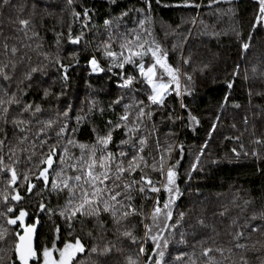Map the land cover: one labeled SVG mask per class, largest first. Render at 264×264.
I'll return each instance as SVG.
<instances>
[{"label": "trees", "instance_id": "obj_1", "mask_svg": "<svg viewBox=\"0 0 264 264\" xmlns=\"http://www.w3.org/2000/svg\"><path fill=\"white\" fill-rule=\"evenodd\" d=\"M185 2L186 0H160L157 4L156 0H150L151 12L140 13L129 9L146 8L143 0H117L115 5H109L106 0H74L72 6H68L66 0H12V4L16 7L0 9V61L7 62L9 59H14L17 62L10 91L17 89L18 80L30 66L47 65L46 77H41L39 73L34 74L35 80H40L42 87H37L33 82L32 88L26 89L28 94L23 97L24 101L42 105L44 112L38 117L41 119L55 115L57 110L64 111L70 105V116L73 118L70 121L71 125H75L76 115L86 117L76 138L80 142L91 143L94 140L92 127H97L103 133L104 122L108 119L115 121L117 115L122 114V104L130 102L132 93L117 87V84L122 82L120 69L113 70L116 75L107 72L91 73L87 65L90 56L94 54L101 67H107L110 61L103 56V44L109 41L110 31L113 37L111 47L114 51L120 50L121 34H127L131 38V35L140 33L149 43L155 41L159 44L162 51L168 54V63L180 69L181 78L184 76L183 73L192 77L191 82L186 78L181 79L180 97L176 96L172 86L169 94L166 95L163 107L151 106L153 117L151 121H146L150 123L148 124L150 129L153 124L156 127V132H151L148 150L154 151V141L158 137L162 146L167 147L169 143L173 145L171 158L167 163L174 164L176 160H180L175 170L178 173L176 182L181 195L172 206L173 221L171 222H175L180 212H184L185 216L177 228L163 233L161 243L167 239L169 245L166 249H162L165 252L162 264H188V255L192 253L193 245L209 237L214 239L217 245L225 248L224 257L229 259H223L219 254L214 253L218 260H222V264H239L240 250L233 247L232 253L227 251V248L232 247L229 243L232 239L229 232L234 231L229 229L228 225L235 217L240 218L238 222L242 225L253 212H259L264 208V142L255 143L257 139L264 141V96L256 95L257 92L264 93V77L260 76V72L264 71V28L258 27L255 31L251 29L258 7L255 0H231V2L219 0V3L212 4L210 0H187L190 5L200 4L199 8L185 6ZM20 4L26 5L23 12L19 11ZM33 4L36 5L35 15L32 14ZM83 8L92 10L87 29L83 28L82 18L74 20L72 17L73 10L82 15ZM122 11H129V15L119 22L115 21L113 18L119 17ZM18 16L32 21L34 29L30 28L27 36L20 30ZM148 16L150 19L146 20L143 27L150 31L151 35H147L139 25V20ZM105 19L113 20L111 29L104 27ZM193 19L195 23L192 22ZM69 27L73 37L81 31L84 32L79 45L68 42ZM166 27L175 31L180 30L182 36L174 35L167 38ZM233 29L239 30L245 41L248 33L252 32V39L249 42L251 47L246 52L240 47V41L237 40ZM32 30L38 32V37H32ZM57 33H62L59 37V45H57ZM5 42L8 43L9 48L17 47L16 57H11L10 53L8 56L4 55ZM38 44L42 47L38 48ZM73 52H78L79 63L70 69L67 84L62 85L59 79L60 73L56 67L49 64V60H45L44 54L47 53L50 59L59 55L65 64H74L75 62L69 58V54ZM21 56L24 57L23 62H20ZM180 56H183V60L189 58L190 62L184 64ZM144 62L146 66L152 63L150 54L144 57ZM205 64L207 68L201 71ZM237 65L239 75L234 80L226 106L221 108L224 96L229 93L226 81L232 79L231 74ZM254 65L258 69L255 78L251 72ZM246 70L249 75L248 81L244 80ZM156 71L157 75L162 76L166 82L168 77L162 73V70L157 67ZM122 74L124 76L132 74L137 77L133 88L140 91L135 93L136 98L144 100L147 104L150 89L146 83L140 82L142 78L139 77L138 71L132 65H126ZM27 83L26 81L19 87L26 88ZM49 86L52 95L44 100L41 98L42 88ZM189 90L190 94H187ZM249 90L253 93L251 103ZM59 93L62 95L57 100L55 97ZM120 96L124 97L122 104L114 106V111L110 110L111 102ZM181 102L186 108L180 107ZM234 104H239L240 107L236 108ZM89 107H93L92 113L88 112ZM100 108L104 109L103 115L99 112ZM189 112L197 117L199 124L189 122ZM14 114L15 110L12 112V115ZM169 114L172 119H169ZM177 117L181 119H176ZM245 117L247 124L244 122ZM213 122H216L215 130L212 129ZM7 131L11 139L13 137L11 125L8 126ZM144 134L148 136V132L145 131ZM122 135V131L114 133V140L118 142ZM205 143L207 147L201 154L200 149ZM241 144L244 146L243 149ZM180 145L183 146L182 159ZM233 148L240 153L239 157L231 151ZM253 150L260 154L261 159L257 160L251 155ZM73 151L78 154V150ZM244 152L248 155L245 156ZM3 154L5 162L8 163L7 147L4 148ZM198 155L199 161L196 160ZM21 159L23 160V157ZM194 163L197 164L196 170L191 169ZM17 167L22 171L26 165L21 163ZM52 174L53 171L50 170V179ZM148 174L157 182V186H160L159 182L164 180V176L162 177L158 172L149 171ZM6 179V174L0 173V191L5 189ZM30 179L37 185L34 192L43 188L41 181H36L31 176ZM164 182L166 183V178ZM18 191L23 200L18 204L13 201L9 203L15 205L17 214L20 207L27 210L29 215L25 218L26 223H35L38 219L40 230L35 248L38 252L45 245L51 247L57 235L54 230L59 227L57 247H62L65 240H74L79 236L86 251L78 254L77 259L84 264H127L128 255L135 258L138 246L123 238L106 215L102 217L107 222V231L102 233L106 238L104 241L99 239L101 233L93 227L94 221L91 218H82L83 223L78 222L81 219L79 217L74 219L72 235L69 236L68 223L59 215L67 202L66 191L59 194L45 192L43 194L45 211L39 209L41 197L27 194L26 188H20ZM147 195V199L137 195L134 201L135 206L142 205L145 216L150 213L157 196L161 206L167 198V193L163 189L158 194ZM244 200H250L251 203L245 206ZM47 209H51V212ZM0 210H4L2 201H0ZM221 212L225 214L221 216ZM200 219L209 227H201L197 223ZM139 220L138 216L131 217L130 224H135L136 234L142 236L143 227ZM253 223L259 224L262 221L257 220ZM0 227L8 229L6 241H0V249H3L0 251V256L4 257L3 264H9V257L15 259L14 232L22 233V229L7 225L3 217H0ZM89 232L91 236L88 235ZM181 233L184 234L186 243H179ZM251 240L264 242V236L255 233L252 234ZM107 241L115 245L108 254L89 256L88 248L94 243L102 247ZM248 243L250 250L244 255L249 264H264V247L256 244V250H251V241ZM144 246L146 255H151L153 247L151 241ZM199 251L200 246L196 244L197 254ZM182 254V259L177 261L175 257ZM146 255L140 259L143 261ZM16 264L19 262L17 261ZM30 264H36V261H30Z\"/></svg>", "mask_w": 264, "mask_h": 264}, {"label": "snow or ice", "instance_id": "obj_2", "mask_svg": "<svg viewBox=\"0 0 264 264\" xmlns=\"http://www.w3.org/2000/svg\"><path fill=\"white\" fill-rule=\"evenodd\" d=\"M109 5H115L117 0H106ZM159 4L160 0H156ZM231 2V0H226ZM68 6H72L74 0H66ZM146 8L129 9V11H136L143 13L145 11L151 12L150 0H143ZM219 3V0H210V4ZM258 5L251 23V29L255 31L258 27L264 28V0H255ZM25 4L19 5V11L23 12ZM185 6H192L199 8L200 4H188L187 0ZM5 7H16L12 4V0H0V9ZM36 5H32L33 15H35ZM129 11H122L119 17L113 19L119 22L123 17L129 15ZM229 11H232L229 9ZM92 10L83 8V13L73 10L72 17L74 20L82 18L84 21L83 28L89 27L90 13ZM94 14V13H93ZM150 16L139 20L141 29L151 35V32L143 26ZM17 22L25 36H27L30 28L34 29L30 19L17 17ZM195 23V19L192 21ZM104 27L111 29L113 20L105 19L103 21ZM207 28V25H205ZM134 32V30H131ZM235 36L240 41V47L246 52L250 49V41L252 39V32L250 31L247 36V41L243 39L242 33L233 29ZM38 32L32 30V37H38ZM57 45H59V37L62 33H57ZM213 35H217L213 33ZM84 32L73 37L71 27L68 32V42L73 45H79ZM113 39L111 31L109 32V41L103 44V56L110 61L107 67H101L97 57L93 54L87 61L91 73L107 72L116 75L114 69L121 70L120 80L117 87L120 89L129 90L131 100L129 103H123V96L117 97L109 105V109L114 111V106L122 104V114L117 115V119L106 120L103 133L93 126L92 134L94 140L91 143L80 142L76 138V134L80 131V126L85 120V116L76 115L75 125H71L70 121L73 119L70 116L71 106L69 105L64 111L57 110L55 115L49 116L46 119L38 118L44 112L42 105L35 102H25L23 97L26 96L27 90L33 86V82L37 87H42L40 80H35L34 74L39 73L41 77L47 76V65L30 66L28 70L22 73V78L18 80L17 89L10 91L11 81L17 69V62L14 59H9L7 62L0 61V173L7 176L5 181V189L0 191V201L4 204V210H0V217L5 218L7 225L18 226L22 229L14 232V256L15 259L9 257V264H30V261H36V264H84L83 261H78V254H83L86 251L85 245L82 243L79 236L74 240H65L62 247H57L56 241L59 239V227L55 228L57 234L53 239L51 247L45 245L41 251H37L33 245V236L36 229L38 219L35 223H26L25 218L29 215L27 210L23 207L17 209L15 205L9 201L21 202L23 197L20 195L18 189L26 188L27 194L36 195L41 197L39 209L46 210V205L43 203V194L45 192H55L57 194L67 192V202L65 207L59 212V215L64 218L69 227V236L72 235V221L76 218L78 222L83 223L82 218H91L94 221L93 227L97 228L101 233L99 239L104 241L106 238L103 232L107 231L106 221L102 218L107 216L112 224L116 226V231L128 240L131 244L138 246V252L135 258L132 255L126 257L127 264H162L166 249L169 245L167 239L161 243V238L165 231L177 228L183 220L185 213L180 212L178 218L173 221L172 206L181 195V190L177 185L178 173L175 170L179 165L180 160H176L174 164H168L167 160L171 158L173 145L167 144V147L161 145L159 138L154 141V151H149V137L145 135L148 129L146 121H151L153 111L151 106L155 105L163 107L165 104L166 95L169 94V89L174 86L175 94L177 97L182 95L180 90L181 73L178 67H173L168 63L167 52L162 51L159 44L155 41H149L142 37L140 33L131 35L121 34L119 51L112 50L111 40ZM147 45V47H146ZM37 47H42L38 44ZM4 55L16 57L18 49L16 46L9 48L7 42L3 44ZM151 55L152 63L145 65L144 57ZM78 52L69 54V58L73 60L74 64H65L59 55L54 59H50L47 53L44 54L45 60H49L51 66L56 67L60 73L59 79L62 85H66L69 80V71L76 64L79 63ZM24 57H20V62H23ZM30 59V58H29ZM189 58L183 60L184 64H188ZM126 65H132L142 78V83H146L150 89V94L147 95L148 103L145 104L144 100L137 99L135 93L140 91L134 89V82L137 77L132 74L124 76L122 73ZM157 67L162 70L168 79L165 80L162 76L157 75ZM207 68L205 64L201 69L203 71ZM257 67L254 65L251 69L253 77L257 74ZM186 79L191 82L192 77L187 73H183ZM232 79L226 81V87L229 93L224 96L223 102L220 107L224 108L228 102L229 94L234 86V80L239 75V66L233 70ZM260 76L264 77V71L260 72ZM249 75L247 70L244 74V80L248 81ZM28 82L26 88L19 87V85ZM55 83V81H53ZM187 94H190V90ZM52 95L51 86L42 88V99L46 100ZM62 93L56 94L58 100ZM253 93L251 90L248 92L249 102ZM256 95L264 96V93L257 92ZM91 103V102H90ZM239 108V104L233 105ZM181 108H186V105L181 102ZM13 110L15 114L12 115ZM89 113L93 112V107H89ZM99 112L103 115L104 109L100 108ZM169 119H172L169 114ZM176 119H181L177 117ZM189 122L199 124L197 117L193 116L190 112L188 114ZM219 120V116H217ZM35 122V123H34ZM245 124L247 118L245 117ZM11 125L13 129V137L10 139L8 136L7 128ZM235 127V125H233ZM216 122H213L212 129L215 130ZM122 131V138L114 140V133ZM151 132H156V127L153 124ZM239 139V138H237ZM264 141L260 139L255 140L256 144H261ZM111 146V147H110ZM7 147L8 163L5 162L3 154L4 148ZM181 149V159L183 153V146ZM207 147L205 143L200 153L203 154L204 149ZM241 144V149H243ZM78 150V154L73 150ZM236 157L240 153L235 148L231 150ZM155 153V154H154ZM167 154V155H165ZM245 156L247 152L243 153ZM253 157L257 160L261 159L260 154L253 150L251 152ZM23 157V160L21 159ZM200 156L196 157L199 161ZM24 163L26 165L24 170H18V165ZM217 163V161H213ZM55 166V167H54ZM192 170L197 169V164L191 165ZM50 170L53 171L50 179ZM150 172H158L162 177L166 172V183L161 180L160 186L148 174ZM31 177L36 181H41L43 188L38 192H34L37 185L33 183ZM190 176V173H189ZM138 177V178H137ZM50 185V187H49ZM161 189L167 193V198L164 199L161 206L159 197L153 202L150 213L146 216L142 212V205L137 207L134 205L136 196L147 199L148 193H160ZM11 190V191H9ZM251 203L250 200H244V205L247 206ZM51 212V209H47ZM243 211V209H241ZM225 213L221 212L223 216ZM140 217L139 223L143 227V235L136 234V225L130 224V218ZM239 217L232 218L228 228L234 229L230 231L232 239L229 242L232 247L227 248L229 253H232V248L240 250L239 264H249L245 258L244 253L250 250H256V244H261L264 247V242L260 240L252 241L251 236L255 233H260L264 236V208L259 212H253L251 216L244 220V223L239 224ZM262 221V223H253L255 221ZM150 221V223L148 222ZM197 223L201 227H209L205 225L202 219ZM213 231L215 229L213 228ZM8 229L0 227V241H6ZM218 235V233H216ZM91 236V232L88 233ZM211 240V243L209 241ZM244 240L246 242L242 243ZM151 241L152 254L146 255L145 244ZM179 243H186L184 234L181 233ZM196 244H199V254L196 252ZM193 245V251L188 255V264H222V260H218L215 254L223 259L225 248L216 244V241L211 237L199 240ZM115 247L111 241H107L101 247L99 244L94 243L87 249L89 256L92 254L105 255ZM3 251V249H0ZM143 261L140 257L145 256ZM182 256H177L175 259L180 261ZM4 257L0 256V264H3Z\"/></svg>", "mask_w": 264, "mask_h": 264}, {"label": "rangeland", "instance_id": "obj_3", "mask_svg": "<svg viewBox=\"0 0 264 264\" xmlns=\"http://www.w3.org/2000/svg\"><path fill=\"white\" fill-rule=\"evenodd\" d=\"M193 26V25H192ZM195 26V25H194ZM193 26V27H194ZM192 27V28H193ZM189 30H190V32H191V28H189ZM182 36L181 34H180V30H177V31H175V30H171L170 28H167L166 27V31H165V36L167 37V38H170V37H173V36ZM181 57V60H183V56H180ZM182 78H186L185 76H183ZM181 78V79H182ZM147 124H150V123H147ZM148 128H149V130L147 129V131L146 132H148V137L149 138H151V136H152V134H151V129H150V127L148 126ZM164 180H165V178H166V175H164ZM163 180V181H164Z\"/></svg>", "mask_w": 264, "mask_h": 264}, {"label": "water", "instance_id": "obj_4", "mask_svg": "<svg viewBox=\"0 0 264 264\" xmlns=\"http://www.w3.org/2000/svg\"><path fill=\"white\" fill-rule=\"evenodd\" d=\"M39 230H40V223L38 222L37 223V226H36V229L34 231V236H33V245H34V248H36Z\"/></svg>", "mask_w": 264, "mask_h": 264}]
</instances>
